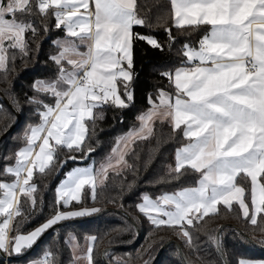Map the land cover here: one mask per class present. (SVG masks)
Here are the masks:
<instances>
[{"label": "snow or ice", "instance_id": "snow-or-ice-1", "mask_svg": "<svg viewBox=\"0 0 264 264\" xmlns=\"http://www.w3.org/2000/svg\"><path fill=\"white\" fill-rule=\"evenodd\" d=\"M170 7V17L158 18L165 21L169 50L175 43L172 27L189 32L203 29L204 35L196 46L182 44L180 64L159 74L171 91L160 88L155 97L148 96V110L137 117L139 131H129L124 151L119 142L111 151L117 154L116 165L131 168L125 159L132 151L128 145L151 137L156 118L167 121L187 141L175 150V164L169 166L165 179L178 182L198 174L197 186L156 199L141 194L136 208L155 228L179 226L191 247L189 229L217 213L218 206L232 211L237 205L253 226L264 220V0H170ZM36 16L41 17L45 32L50 30L46 20L54 19L55 29L64 36L53 41L58 54L49 57L56 66L55 78L34 81V95L26 97L36 106L32 110L39 123L29 127L27 146L15 153V166L3 169L14 182L0 180V217H4L0 256L20 255L59 222L100 211H57L28 235H18L10 227L13 217L22 215L21 196L30 208L37 206L38 188L31 183L34 170L46 174L57 166L63 170L69 162L74 165L55 189V203L62 209H70L73 201L81 203L86 186L90 199L97 198V176L106 180L112 164L102 165L97 174L91 164L80 166L94 151L86 141L96 121L104 118L106 106L127 109L134 103V44L165 50L150 32L134 31L152 27L139 15L138 0H0V74L14 70L17 53L30 58L28 34L35 37L40 31ZM64 149L70 154L60 160ZM113 170L121 175L119 167ZM238 181L250 182V191ZM42 264L54 262L46 254ZM87 264H95L92 247L87 249ZM237 264L257 262L240 259Z\"/></svg>", "mask_w": 264, "mask_h": 264}, {"label": "trees", "instance_id": "trees-1", "mask_svg": "<svg viewBox=\"0 0 264 264\" xmlns=\"http://www.w3.org/2000/svg\"><path fill=\"white\" fill-rule=\"evenodd\" d=\"M138 12L139 15L149 20L152 27L151 29L136 27L134 31L150 32L165 45V50L155 51L143 42L134 44L135 77L131 85L134 91V103L127 109L105 107L104 118L96 121L91 138L86 141V144L94 151L83 161L82 165L91 163L95 168L108 156L116 139L136 126L137 116L148 108V96L155 97L157 89L160 88L171 91L168 88V82L159 74L180 64L183 59L182 44L189 42L196 46L204 35L203 29L189 32L172 27L175 43L169 50L164 32L165 21L158 20V18L171 16L170 1L138 0ZM34 19L40 31L35 37L28 34L30 58L21 57L17 53L14 70L0 74V93L12 110L15 109V112L10 110L0 98V106L3 109L0 112V134L15 122L16 115L19 116V120L11 131L0 140V180L3 181L9 180L8 175L3 174V169L14 162L16 151L25 143V128L39 122L38 115L32 110L36 106L27 103L26 97L34 95L32 89L34 81L41 78H55L56 66L49 57L54 56L58 50L53 41L64 36L63 31L55 29L54 19L46 20L50 29L47 32L42 28L41 17L36 16ZM168 26L171 27L170 20ZM17 101H19L18 104ZM48 103L51 104L52 101L48 100ZM152 126L153 135L151 137L147 140L137 138L134 143L130 144L129 149L132 151L126 155L125 159L132 167L123 166L120 176H117L115 171L107 172V179L103 178L104 183L97 185V198L94 201L90 199L89 188L85 187V195L81 203L77 204L73 201L70 209H62L61 205L55 203L56 185L65 172L74 166L71 162L63 170L57 166L55 171L46 170V174L34 171L31 183L37 185L38 203L33 209L24 197H20L19 207L22 215L14 216L12 225H10L17 229L16 234H25L42 226L60 210H90L92 208L100 210L110 208L111 210L90 219L55 227L27 253L9 255L11 257L5 261V264H26L29 261L44 259L46 254L49 261L54 264H68L72 258L65 241L68 234H73L77 243H81L87 236L97 238L95 241L91 239L95 264H104L101 255L107 264H150L159 247L168 240H173L175 244L168 243L152 264H184L176 245L179 246L187 264H225V262L237 264L239 259L264 260V220H258L255 226L251 225L243 219L235 204L232 211L226 210L221 205L218 206L217 213L210 214L200 222H194L189 229L192 236L191 247L178 230L179 226L177 230L164 227L155 228L137 211L136 205L140 201L141 194L156 198L164 192H174L177 189L194 185L198 175L183 176L178 182L165 179L169 166L174 163L175 149L185 140L181 138L179 132L172 131L167 121L154 120ZM69 154L67 149H64L59 153V159H66ZM238 182L249 190V182ZM129 184L133 189L131 191ZM126 216L134 221L139 230V237L135 244L130 247L106 249L101 253L103 248L126 245L134 240L136 232ZM221 224L225 225L217 231ZM241 233L252 240L255 245L249 243L240 235ZM215 237L216 241L219 240L218 248H216ZM0 264H3L2 259H0Z\"/></svg>", "mask_w": 264, "mask_h": 264}, {"label": "crops", "instance_id": "crops-1", "mask_svg": "<svg viewBox=\"0 0 264 264\" xmlns=\"http://www.w3.org/2000/svg\"><path fill=\"white\" fill-rule=\"evenodd\" d=\"M170 1V0H169ZM202 38V37H201ZM59 38H57V39H55L54 41H56V40H58ZM56 54H58V50H57V52H56ZM55 54V55H56ZM70 67V66H69ZM148 110V108L144 111V112H142V113H140L139 115H142V114H144L146 111ZM138 117V116H137ZM154 120H160L159 118H156V119H154ZM39 123V122H38ZM36 125V124H35ZM35 125H32V126H35ZM140 126V121L137 119V124H136V126H134V127H132V128H134V129H136V128H138ZM29 127L30 126H28V127H26L25 128V131H24V135H25V143L19 148V149H21L22 147H25V145H26V133H28L29 132ZM132 128H130V129H132ZM130 129L128 130V131H126L124 134H122V135H120L117 139H116V141H115V143H114V145H113V147H116L117 146V144H118V142H119V148H120V150L121 151H124L125 149H124V142L127 140V133L130 131ZM185 143H187V141H185L184 143H182L180 146H178L177 148H180L183 144H185ZM112 147V148H113ZM128 147H130V144L128 145ZM111 148V149H112ZM176 148V149H177ZM18 149V150H19ZM175 149V150H176ZM17 152V151H16ZM104 159H111V160H116L117 159V154H115V153H113L112 151H110V153L108 154V156H106ZM15 160H16V155H15V159H14V162L11 164V165H9V166H13L14 167V163H15ZM88 164H91V163H87V164H85V166L86 165H88ZM174 164H175V151H174V163H173V165L172 166H174ZM80 166H82V165H80ZM96 168V167H95ZM95 168H93V171H95ZM34 171H38V170H34ZM109 171H111V170H109ZM108 171V172H109ZM8 177H9V180H4L5 182H14V178L13 177H11L10 175H8ZM104 178V177H103ZM103 180V179H102ZM192 186H197L196 185V182H195V184L194 185H192ZM192 186H187V187H192ZM184 188V187H183ZM180 189H182V188H180ZM180 189H177L176 191H178V190H180ZM249 191H250V182H249ZM175 192V191H174ZM174 192H164V193H162V194H160L158 197H156V198H159V197H161L162 195H164V194H172V193H174ZM3 198V193H2V190L0 191V199H2ZM152 198V197H151ZM156 198H153V199H156ZM249 199H250V197H249ZM142 202V200H141V198H140V201L138 202V204L139 203H141ZM241 214V213H240ZM241 216H242V214H241ZM3 219H4V217H0V222H2L3 221ZM35 230V229H34ZM33 231V230H32ZM31 233V231L30 232H28V233H25V234H23V235H28V234H30ZM69 235V234H68ZM67 235V237H66V244L68 245V247H69V249H70V252H71V256H72V258H71V260L69 261V263L68 264H87V249L89 248V247H91V237L90 236H87V237H85L83 240H82V242L81 243H77L76 242V240H75V238H74V236H73V234H72V236H68ZM72 239L75 241V247H74V249L70 246V241H72ZM7 255V254H6ZM44 259H41V260H38V261H29V262H27L26 264H33V262H35V264H42V261H43ZM240 260V259H239ZM250 260H253V261H256L257 262V264H259V262H261V261H264V260H260V259H250Z\"/></svg>", "mask_w": 264, "mask_h": 264}, {"label": "water", "instance_id": "water-1", "mask_svg": "<svg viewBox=\"0 0 264 264\" xmlns=\"http://www.w3.org/2000/svg\"><path fill=\"white\" fill-rule=\"evenodd\" d=\"M0 98H1L2 101H3V102L9 107V109L12 110V107L7 103V101L4 99V97L1 95V93H0ZM18 120H19V116L16 115V120H15V122H14L10 127H8L3 133L0 134V140H1L2 138H4L5 135H7V134L11 131V129H12L13 126L17 123ZM109 210H111V209H110V208H105V209L100 210L99 212L93 213V214H91V215H87V216H83V217H76V218H72V219H69V220H66V221H61V222H59L57 225H55L52 229H54V228L57 227V226L64 225V224H67V223H73V222H78V221H81V220H84V219H90V218H93V217H96V216H98V215H100V214H102V213H105V212L109 211ZM126 217H127L128 221L130 222V224L132 225V227L134 228V230H135V232H136V237L134 238V240H133L131 243L126 244V245L110 246V247H108V248H103L102 251H101V253H103L106 249H116V248H122V247H130V246H132V245L135 244V242L137 241V239H138V237H139V230H138V227L136 226V224L134 223V221H133L130 217H128V216H126ZM223 225H225V224H221V225L217 228V231H218ZM52 229H49V230H47L44 234H42V236L37 240V242L33 245V247H34V246H35V245H36V244H37V243H38V242H39V241H40V240H41V239H42V238H43V237L49 232V231H51ZM243 237H244L247 241H249V243H251L252 245H255L254 242H253L252 240H250V239H249L247 236H245L244 234H243ZM168 243H173V244H175L173 240H168V241L164 242V243L159 247L158 251L156 252V254H155V256H154V258H153V260H152V262H151L150 264H152V263L156 260V258H157V256L159 255V253L164 249V247H165ZM215 244H216V248H218L217 241H216V237H215ZM33 247H32V248H33ZM176 247H177V250H178V253H179V255H180V258H181L182 262H183L184 264H187V262H186V260H185V258H184V256H183V254H182V252H181L179 246L176 245ZM32 248H31V249H32ZM31 249H30V250H31ZM28 251H29V250L23 252L22 254H25V253H27ZM9 257H11V256L5 254L4 256H0V259L6 261ZM101 258H102V262H103L104 264H107L106 261H105V259L102 257V255H101ZM225 264H227V263L225 262Z\"/></svg>", "mask_w": 264, "mask_h": 264}, {"label": "rangeland", "instance_id": "rangeland-1", "mask_svg": "<svg viewBox=\"0 0 264 264\" xmlns=\"http://www.w3.org/2000/svg\"><path fill=\"white\" fill-rule=\"evenodd\" d=\"M32 126V125H31ZM139 129H140V126L138 127V128H136V129H134V128H132V129H130L131 131H139ZM129 133V132H128ZM128 133H127V135H128ZM27 145H25V147H26ZM109 163H111L112 164V167H109L108 168V171L109 170H111V171H114L113 169L114 168H117V167H119L120 169L123 167V165H116V160H111V159H103L97 166H96V168H95V171H94V174H97V173H99L100 172V170H101V166L102 165H104V166H107ZM89 165V164H88ZM88 165H86V166H88ZM14 166H15V163H14ZM82 166H85V165H82ZM93 167V166H92ZM64 178V176L60 179V180H62ZM103 179V175H98L97 176V185H99V184H101L100 183V180H102ZM60 180L58 181V183H57V185H56V187L58 186V184H59V182H60ZM87 187V186H86ZM56 189V188H55ZM89 192L91 193V190L89 189ZM68 236H72V234H69ZM75 241L72 239V241H70V246L74 249V247H75ZM3 264H5V261L3 260Z\"/></svg>", "mask_w": 264, "mask_h": 264}, {"label": "built area", "instance_id": "built-area-1", "mask_svg": "<svg viewBox=\"0 0 264 264\" xmlns=\"http://www.w3.org/2000/svg\"><path fill=\"white\" fill-rule=\"evenodd\" d=\"M5 261V260H4Z\"/></svg>", "mask_w": 264, "mask_h": 264}]
</instances>
